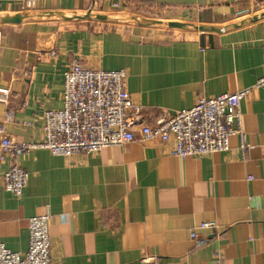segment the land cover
Segmentation results:
<instances>
[{
  "label": "crops",
  "instance_id": "0c3cea01",
  "mask_svg": "<svg viewBox=\"0 0 264 264\" xmlns=\"http://www.w3.org/2000/svg\"><path fill=\"white\" fill-rule=\"evenodd\" d=\"M154 9L184 27L155 23ZM263 51L264 0H0V93H9L0 126L12 112L7 133L42 143L43 116L63 108L74 60L125 70L144 122L155 124L201 97L254 86ZM241 111L244 151L237 136L227 152L187 159L160 143L77 158L30 151L19 159L30 176L20 199L4 188L13 159L0 153V242L26 253L29 219L49 214L54 264H264V89ZM213 221L219 231L196 245L190 231Z\"/></svg>",
  "mask_w": 264,
  "mask_h": 264
},
{
  "label": "built area",
  "instance_id": "2783aa9c",
  "mask_svg": "<svg viewBox=\"0 0 264 264\" xmlns=\"http://www.w3.org/2000/svg\"><path fill=\"white\" fill-rule=\"evenodd\" d=\"M104 3L105 0H94ZM115 10L123 4L113 3ZM248 10L237 15L248 14ZM264 61V51H263ZM64 106L48 110L43 116L45 140L42 143L17 142L4 124L14 122L12 112L0 126V153L11 155L12 164L3 175L4 188L20 199L29 182V173L19 159L30 151L49 150L65 158L98 155L103 150L130 142L143 145L160 143L170 154L182 159L206 157L230 150V139L237 136L242 151L247 150L242 102L254 89H264V76L254 86L216 97H201L189 109L174 114L163 113L155 124L144 122L143 107L127 90L125 70L105 71L89 68L74 60L65 73ZM0 101L8 104L9 93H0ZM0 162V167H1ZM49 214L29 219L30 241L24 254L14 253L0 242V264H54ZM219 231L217 222H203L190 231V239L205 245L203 232ZM220 259V258H219ZM147 264H160L157 258H145Z\"/></svg>",
  "mask_w": 264,
  "mask_h": 264
},
{
  "label": "rangeland",
  "instance_id": "374dc122",
  "mask_svg": "<svg viewBox=\"0 0 264 264\" xmlns=\"http://www.w3.org/2000/svg\"><path fill=\"white\" fill-rule=\"evenodd\" d=\"M146 15L149 17V19L159 20L168 29V26H167L168 22H167V20H165L166 18L164 17L165 16L164 14H159L158 11L156 12V9H154L153 12H147ZM159 21H157V22H159ZM153 27H156V26H153Z\"/></svg>",
  "mask_w": 264,
  "mask_h": 264
},
{
  "label": "water",
  "instance_id": "95a60500",
  "mask_svg": "<svg viewBox=\"0 0 264 264\" xmlns=\"http://www.w3.org/2000/svg\"><path fill=\"white\" fill-rule=\"evenodd\" d=\"M155 23L162 24V22H155ZM168 26L170 28H175V29H177V28H183L184 27V25L178 24V23H169Z\"/></svg>",
  "mask_w": 264,
  "mask_h": 264
}]
</instances>
